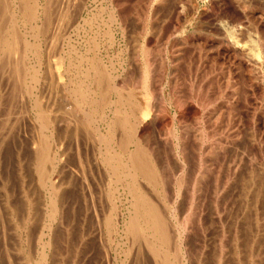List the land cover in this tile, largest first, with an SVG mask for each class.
Returning <instances> with one entry per match:
<instances>
[{
	"label": "bare ground",
	"instance_id": "6f19581e",
	"mask_svg": "<svg viewBox=\"0 0 264 264\" xmlns=\"http://www.w3.org/2000/svg\"><path fill=\"white\" fill-rule=\"evenodd\" d=\"M51 1L0 0V16L3 15L6 18L5 23L1 24L0 22V260L2 259L1 261L5 264H128L132 257L134 262L131 261L134 264H143V262L148 264L149 261L151 264H205L204 259L206 260L207 256H203L204 259H202L203 253H199L201 249L199 250L198 246L196 248V242L193 241L195 236L192 234L194 227L190 223L191 219L198 221L196 220L198 215L196 208L198 207L197 201L201 197L197 194H200L202 190H205L204 193L208 191L206 186H209V183H205V187H202V184L206 182L208 175L212 172L210 167L216 166L217 162L216 177L210 175L216 180L215 189L213 184L215 192L211 189L212 187L209 189L210 192L216 194L215 200L218 204L220 203L218 201L223 198L222 191H220L222 184L219 185L221 183L219 175L224 170L225 173L227 172L226 169L222 171L225 163H222V158L218 155L223 150L224 143L219 137L218 141L211 143V135H204L202 130L200 158L198 159L200 165L193 179L191 178L190 203L188 208L185 207L186 209L179 207L183 202L179 198L183 195L182 190L188 183L187 174L189 173L186 170L191 162V157L187 142L184 144L180 142L181 133L173 132L177 137L176 145L174 144L173 148L177 161L174 158L171 161L167 154L170 150L163 151L161 142L158 143L156 141L158 138H153L155 135L152 136L153 133H150L152 131H149L150 128L148 129L146 126L151 115L159 111V109L156 111L157 106L151 99L153 96L152 86H150L151 48L149 45H143L142 54L146 59L141 79L143 97L138 96L137 92L128 87L129 83L127 85L126 82L130 80L126 77L125 72H119L116 67L114 68L118 71L114 70L99 56H96V53L88 57L81 55L80 51L77 52L80 54L78 57L76 56L78 59L75 64L78 72L77 78L71 77L72 79H68V82H64L62 78L66 73H64L65 70L62 71L61 67H64L65 58L61 56L56 61H50L48 58L46 63L45 53L43 55V52L49 51L48 47L53 46L52 43L48 47L46 46L47 48L42 46V43L45 42V38L42 37L47 31L48 23L52 17H50L51 6L55 3L53 1L51 4ZM79 2L81 1L71 8L67 5L64 10L61 8L63 6L59 8L60 5L56 8L52 7L56 10L58 8L63 10L56 11H62L59 15L60 19L57 18L58 15L55 16L56 18H52L56 21L58 19L60 22L69 19L76 22L78 18H76L78 16L76 14H80L84 6ZM107 8H109L107 18L111 23V20L114 21L117 18L112 11L113 8ZM52 13L54 15V12ZM95 15L86 19L88 24H94ZM120 17L118 18L121 19ZM24 23L29 25V37L31 35L34 40H31L23 29ZM54 25L56 27V24ZM63 25L64 23L61 26ZM107 25L109 26L108 23ZM57 26L61 27L59 24ZM57 30L59 32V28ZM104 33L110 38L112 35L110 27H107ZM54 35L52 37H55L54 40H56L57 34ZM53 38L47 40L50 42ZM91 40V47H89L94 51L97 42L95 38ZM88 44L87 48H89ZM42 47L47 50L43 51ZM97 51L99 50L97 49ZM74 53L77 54L76 51ZM71 61L65 65L68 71L70 68L72 70ZM43 83L48 84L46 90L49 89L52 92L53 101L51 103H43L41 99L42 95L39 93V89L42 93L44 87H41V84ZM59 93L65 96L64 102L57 101ZM47 96L49 95L47 94ZM175 99L173 102L181 109L185 103L181 101L180 97ZM205 102V99L199 101V106L202 109L203 106H206ZM171 117L174 119L175 115ZM198 126L197 128H199ZM169 141L171 142V140ZM173 149H171L172 152ZM237 153L239 152L237 151ZM235 155L231 156L236 158L237 155ZM191 156L194 157L193 154ZM209 156H213L212 159L218 156L215 159L217 161L212 160L214 164L211 161L209 163ZM229 156L227 160H230L231 156ZM161 157H165L163 158L165 163L162 162ZM170 161L179 163L178 168L176 169V166H173L176 164L172 165ZM193 164L191 165L193 166ZM239 165V163L233 164V172L236 177L239 174ZM169 167H172L176 172L173 175L174 185L172 184L171 188H174V191L170 193L173 201L170 204L166 202V187H168L170 179H173L167 173L170 171ZM227 168L229 167L227 166ZM213 174L215 175V173ZM248 178L254 183V175H250ZM248 186L250 187V185ZM246 188L248 189L247 186ZM225 193L224 191L223 194ZM248 194L250 195V193ZM185 195L187 196V194ZM208 196L210 197L212 194ZM208 196L205 194V197L202 198L205 200ZM251 197L247 206L251 218H254L256 204L253 195ZM185 200L184 204L187 203ZM212 203L214 202H211L210 207H212ZM204 208L202 209L204 210ZM209 217L207 216L208 221L211 220ZM201 218L202 214L199 217L200 222ZM214 219H212L211 225L216 223ZM202 223L208 222H204L202 219ZM197 231L199 232V230ZM210 232L212 233V231ZM198 234L200 235V232ZM253 238L254 236L246 243V245L248 244L245 245L246 252L242 253L243 255L246 253L245 264L259 263L258 259H255L256 245ZM214 239L213 241H216ZM222 243L225 245V241ZM239 244L236 239L230 246L231 257L233 256L231 264H241L242 262L239 260ZM216 250L213 253L217 252L218 254L220 249ZM222 251L224 252L223 249ZM213 253L210 255L216 254ZM227 253L229 254V252ZM223 254L225 253L218 256V264H228L227 258ZM210 257L212 258L210 260H215L212 256ZM229 257L228 259H230ZM212 261L210 263L214 264Z\"/></svg>",
	"mask_w": 264,
	"mask_h": 264
},
{
	"label": "rangeland",
	"instance_id": "374dc122",
	"mask_svg": "<svg viewBox=\"0 0 264 264\" xmlns=\"http://www.w3.org/2000/svg\"><path fill=\"white\" fill-rule=\"evenodd\" d=\"M53 1H55L56 4L54 3L53 5L52 4ZM58 1L62 2L63 5L60 4V2ZM78 1H81L79 2V4H83L84 6L80 14H76L78 15L76 16V18L78 17L76 22L72 19H69L65 22H60V20H58L60 19L59 16L60 13L66 8L67 5H69V7L71 8ZM78 1L77 0L51 1L52 6H51L50 17L52 16L53 18H56L58 15L57 17L58 19L56 21V19H53L52 17L50 18L47 31L42 37L43 39L45 38L44 39L45 42L42 43L43 47L46 46L48 47L49 45H51V43L53 44V46H55L53 47L51 45L52 47L51 46L50 48L48 47L49 51L46 49L47 47L46 48L42 47L43 51H45V49L47 50L45 52L42 51L43 55L45 53L44 55L45 62L47 61L48 58L50 59V61H54V60L56 61V59L58 60L62 56L65 58V63H64V67H61V69L62 71L64 70L66 71L67 68L65 67L67 66L65 65H67L68 62L72 60L71 61L72 70L70 68L69 71L68 70L66 72L64 71L66 75H64L62 78L64 82H68V79H72L74 77L77 78L76 75L78 72L75 65L77 64L76 63L78 59L77 57L81 53H82L81 55H85L88 57L93 56L96 53V56H99L104 62L108 64V66H111V68H113L114 70L116 71L119 70V72L120 71L125 72L126 77L128 78V80H130V81L126 80L127 85L129 83L128 87L132 89L134 92H137L138 96L141 95L143 97L142 92L144 91H142L141 88L142 87L141 79H142V72L144 71V67L146 65V59L145 56L142 54V51H143V45H149V47L151 48L150 62H152L151 63L152 65L150 67V69L152 68L150 70L151 71L150 86H152L151 89L153 90V96L151 97V99L153 100L154 105L157 106L156 111L158 109L159 111L156 112L157 114L153 113L155 115L153 114L151 115L150 120L147 121L146 126L148 129L150 128L149 131H152L150 132L153 133L152 136L155 135L153 136V138L154 139L158 138L156 139V141L158 143L161 142L160 143V145H162L161 149L163 151L170 150L167 154L171 161L173 160V158L174 160L177 159L176 158L177 156L176 154H174V149H173L177 141L176 140L177 137H175L174 133L176 134L181 133L180 135L182 136L180 137V142L181 144L187 142L188 152L191 157L190 158L191 162L189 163V165L194 163L193 166L188 165V169L186 170V172L189 174H187L188 186L186 184L185 185L190 189L184 186V189L182 190L183 195H181V197L179 198L183 202L181 203L180 201L181 205L179 203L180 205L179 207L186 209L188 208L190 203L189 201L191 197L190 194L192 192L191 178L193 179L194 175L196 174L195 172L198 171L200 165L198 159L200 158L199 150L201 144L200 136L202 130L204 135H211V140H210L211 143H214V141L216 142L219 139L224 143L223 150L219 152L220 155L218 156L222 158L221 160L222 163H225L223 165L224 168H222V171L226 169L227 172L225 173L224 170V172L223 173L221 172L222 174L219 175L220 177L219 179L222 180V181L220 180L221 183H219V185L222 184L223 186V187L220 186L221 187L220 191H222L221 194L225 199L223 200V198H221L218 201L220 202L218 204L215 200L216 194L213 193L212 191H211L212 193L210 192L209 187L210 188L212 187L211 189L213 191L215 189L216 180L214 178L216 177V173L218 172L217 170L218 167H216L218 165V162L216 163L217 164L216 166H214L213 164L214 162L217 161L215 159L218 156L217 157L215 156L216 158L214 159H212L213 156L212 157L209 156V163L210 161L213 162L212 160H214L212 164L213 168L212 167L210 168L211 171L215 173V175L211 172L208 175L209 177L206 179V182L202 184V187H205L206 186L205 183H209V186H206L208 187V191L204 193L205 190L204 191L202 190L203 193L201 192L200 194H197L198 196L201 197V199L198 197L201 201L200 200L197 201L198 207L196 208V210L198 211L196 220L198 221L191 219V223H190V225L194 227L193 229L194 232L192 230V234L195 236L194 237L195 240L193 241L196 242V243L194 242L196 248L198 246V249L199 250L201 249L199 253L200 252L203 253L202 259H204L203 256L205 257L207 256L206 260L204 259L205 264H212L210 263L212 261L210 260L212 259L210 256L213 257V260L215 259L212 262L214 264H218L217 263L218 256L221 255V253H225L227 255L226 256L225 254H223L224 257L227 258L226 262L228 264H231L233 263V256L231 257L232 253L230 250V246H232L233 242L237 239V243L238 244L240 243L239 260L240 262L242 261L241 264L242 263L245 264L244 260L246 261V253L244 255L242 253L246 252V246L248 245V244L246 245V243H248L251 237L254 236L253 239H255L254 243L256 245L255 259L256 260L258 259L257 262H259L256 263L264 264V182H263L264 181V0H157V1L156 0H78ZM56 6L57 7L59 6V8L63 6L61 7L63 8V10L60 9L62 10L61 12H56L59 10V8L58 10L53 9L56 8ZM107 7L113 8L112 11L115 15V18H117L114 21L111 20L112 21L111 23L107 18L108 17L107 10L109 9ZM150 10L153 12H151ZM52 12H54V15ZM93 14H96L97 16L95 15V20H94L95 22H93L94 24H92L93 25L92 26L91 24H88V21L86 19L90 16H93ZM0 17H2L0 20H3L0 21L1 24L5 23L6 22L5 16L2 15ZM100 17L101 19H99ZM118 17H120L121 19H119ZM68 22H70V24L72 25L68 24ZM102 22H107L109 26L107 25V23H102ZM118 22L120 23L118 24ZM60 23L62 24L64 23V25L61 26L62 24ZM54 24H56V27H54L55 26ZM58 24L61 27H58L57 26ZM24 25L26 29L24 28ZM107 27H110L112 31V35L110 36V38L107 37L104 33ZM28 28L30 30L29 25L24 23L23 29L27 32L29 37L30 31L28 30ZM54 28L55 30H53ZM58 28H59V32L58 30L56 31V29ZM89 28L91 31L88 30ZM56 32H58L59 34ZM54 34L58 35V36L56 35L57 37L56 40H54L55 37L54 38L52 37ZM29 38L31 40H34V37H32L31 35ZM49 38L50 39L53 38L54 41L50 40L49 42V40H47ZM94 38L96 39L97 47L93 51L90 50L92 43L90 41H92L91 39ZM87 44L88 47L90 46L89 48H87ZM59 45L62 47H60ZM171 45H173L174 47L172 48ZM56 46L57 49H55ZM97 49L100 51V53L99 51H97ZM84 50L85 52H83ZM75 51L76 53L80 51L79 52L80 54L79 53L75 54L74 53ZM46 53H50L51 55ZM56 53L57 55H55ZM54 55L55 57H52ZM114 67H116L118 70ZM152 75L154 76L152 77ZM41 85H42L41 87H44V89L42 93L39 89V93L42 95L41 99L43 103L45 102L51 103L53 101V95L49 89L46 90L48 84L43 83ZM137 90H139L140 92H138ZM49 92L51 93V95ZM61 93H59V98L57 99V101L59 100L61 102H64L65 96ZM47 94L49 96H47ZM174 95H176L177 97ZM43 97L46 99L49 97L50 99L48 98L46 100ZM179 97L180 99L182 98L181 101L185 103L184 106L181 107V109L180 107L178 108L176 106L175 102H173L174 101L173 99L177 100ZM201 99H205L206 101L205 102L206 106H203L204 107L203 109L202 107L199 106V101H201ZM189 102L191 103L188 105ZM217 109L219 110V112H216L218 111ZM188 113L190 115H187ZM174 115L175 118L173 119V117L171 116ZM197 126L199 128H197ZM188 127L189 129H187ZM174 128L176 129V131ZM211 128L214 129L212 130ZM197 133L198 135H196ZM186 136L188 137L187 140H186ZM169 140H171V142ZM171 149H173V152ZM237 151L239 153L236 154ZM192 154L194 155V157L191 156ZM235 154L237 155L236 158L231 156ZM228 156L230 157V160L228 159L229 162L227 160ZM220 157L218 158V161ZM163 158L161 157V160L163 163H165ZM234 158L236 159L235 161ZM225 161L228 163H226ZM174 163L176 165H173ZM234 163L240 164L239 165L240 170L237 177L234 175L233 172ZM178 164L179 163L175 161L172 163L174 167L176 166L175 167L176 169L178 168L177 167ZM227 166L229 168H227ZM229 169L230 171L231 170L232 171L230 172ZM169 170L170 171H168L167 173L169 174V177L173 179H170V182L167 184L168 187H166V202L170 204L173 201V198H171L172 195L170 193L174 191V188L171 187H173L172 184L174 185L173 175L176 172L173 170L172 167H169ZM210 175H212V177L214 178H211ZM250 175L252 176L254 175L253 178L254 183H252L251 180L248 178ZM224 177L225 179L223 180ZM236 183L238 186L236 185ZM213 184H214V189H213ZM248 185H250V187ZM246 186L248 187V189L246 188ZM250 188L253 190H251ZM224 191L226 192L225 194H223ZM208 192L210 193L208 194ZM248 193H250V195ZM185 194H187V196ZM205 194H207V196L212 194V196L210 197L208 196L209 198L207 197L210 202L208 201L207 198L205 200L202 198L205 197ZM252 195L256 204L255 205L256 213L254 215L255 219L251 218V215L249 213V207L247 206L249 205V202L252 199L251 197ZM169 199L170 201H168ZM184 200L188 204L187 203L184 204ZM212 201L214 203H212V207H210ZM202 208H204V210ZM209 208L211 209L213 208V210ZM184 211L186 212V210ZM209 213L212 217H209L210 216ZM214 213L216 214L214 215ZM201 214H202V218L200 222L199 217ZM207 216L211 218V220L209 219V221L212 222H209L207 220L208 219ZM214 217H218V218L214 219ZM202 219L204 220V222L206 221L208 223L206 224L202 223ZM212 219H214V221L216 222V223L214 222L215 224H213L215 227L211 225L213 223ZM222 219L223 221H221ZM253 219L255 220V222L253 221ZM247 223L249 224L246 225ZM201 224L203 225L200 226ZM205 225H207L206 226L207 228L205 227ZM197 230H199L200 235L198 234L199 232ZM210 231H212L214 235H211L212 233ZM201 233L203 234L202 235L203 237L201 236ZM246 234L249 238L246 236ZM207 236H209L212 239H210ZM247 238L248 240H246ZM213 239L216 241H213ZM223 240L225 241V245L222 243L224 242ZM213 248L214 250H211ZM215 249L217 250L220 249L219 253L217 254V252H214L216 253L214 256L210 255V253L212 254L213 251H215ZM222 249L224 250V252L222 251ZM256 249L259 251H257ZM207 250L208 252H206ZM204 251L207 253V255ZM133 252L135 253V250ZM227 252H229V254ZM228 256H230L229 258L231 260L228 259ZM131 260L134 262V258L132 259L131 257ZM131 260L128 261L129 262L128 264H134ZM147 260L149 261L150 259L148 258ZM1 263L5 264L3 261H1L0 264ZM143 264H146V262H143Z\"/></svg>",
	"mask_w": 264,
	"mask_h": 264
}]
</instances>
